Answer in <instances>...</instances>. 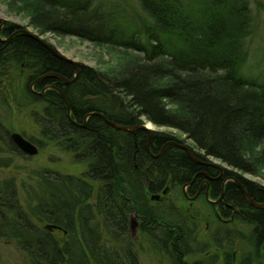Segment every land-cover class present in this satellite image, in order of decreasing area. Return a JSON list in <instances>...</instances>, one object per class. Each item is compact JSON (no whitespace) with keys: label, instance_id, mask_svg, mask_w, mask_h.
Segmentation results:
<instances>
[{"label":"trees","instance_id":"1","mask_svg":"<svg viewBox=\"0 0 264 264\" xmlns=\"http://www.w3.org/2000/svg\"><path fill=\"white\" fill-rule=\"evenodd\" d=\"M38 1L44 9L37 22L43 29L132 48L144 54V60L121 72L77 62L79 76L66 83L60 76L75 77L73 62L58 57L36 37L18 32L20 25L0 23V70H23L26 100L41 107L31 113L41 136L88 163L82 176L48 171L47 178L65 184L68 194L51 192L31 213L19 199L15 180L0 178V238L14 240L32 264H142L131 228L134 215L141 219V233L169 253L172 264H217L216 259L184 261L185 246L191 248L189 217L164 201L156 207L149 198L198 171V164L179 146L169 144L164 154L153 156L162 145L182 139L152 131L148 146L146 129L119 130L106 118L141 125L145 115L188 135L204 151L197 155L254 173L244 149L245 142L264 141V78L248 75L246 69L248 40L256 31L249 0H139L151 18L140 25L117 8L93 0ZM257 7L264 10V2L257 1ZM91 112L99 114L82 126ZM0 132L10 152L20 151L1 121ZM34 142L43 146L40 140ZM235 175L257 202H264L263 185ZM92 182L99 184L95 209L89 202ZM234 183L227 185V197L241 207L236 219L253 225L240 239L258 255L264 252V207L251 206ZM46 224L73 238L79 234L80 244L61 243ZM183 234L185 241L179 238ZM254 262L247 257L242 264Z\"/></svg>","mask_w":264,"mask_h":264},{"label":"rangeland","instance_id":"2","mask_svg":"<svg viewBox=\"0 0 264 264\" xmlns=\"http://www.w3.org/2000/svg\"><path fill=\"white\" fill-rule=\"evenodd\" d=\"M93 1L97 5L103 4L107 8H117L126 18L131 21L135 19L139 25L151 19L141 7L139 0ZM257 1L259 0H249L253 16L256 18V31L248 40L250 60L247 63L246 69L248 75L264 78V10H260L257 7ZM260 1L264 2V0ZM43 9L38 0H0V17L6 19L7 24L15 23L20 25L22 29L29 30L69 59L108 72L126 71L144 60V54L132 48L107 45L76 35H64L43 29L37 22V15ZM25 88L26 77L23 75L22 69L7 68L0 70L1 125L9 131L10 135L17 132L35 145V140H40L43 144V146L37 145L39 148L37 154L29 155L23 152L14 142L22 153L20 151L13 153L8 150V141L4 138L5 135L0 132V178L15 180L19 199L30 212L39 199L48 197L51 192L68 194L69 190L65 184L52 182L47 178L46 174L48 171L59 172L63 175L82 176L88 167V163L86 161L79 162L75 160L73 153L62 150L56 142L48 141L41 136L40 128L31 114L32 110H39L41 107L27 102ZM174 106L176 107L177 105L174 104ZM140 120L141 125L147 126L151 132L162 131L178 136L182 139L180 143L189 146L195 152L204 153L193 139H189L188 135L178 128L157 125L145 115L141 116ZM244 150L248 159L253 161L255 167V169L253 167L254 173L233 168L214 156H210L209 160L223 167L225 171L234 172L233 176L235 177V174H237L249 181L253 180L264 186V141L261 140L255 144L249 141L245 142ZM157 156L155 155L154 157ZM92 183L94 185V193L89 202L95 209L94 205L97 200V187L99 184L97 182ZM164 191L166 192L160 190L155 194H149L151 204L158 207L157 202H177L187 209V211L182 210L180 212L183 215L185 212H188L195 221L199 244L205 248L210 247L207 254H196L197 257L204 256L202 258L208 260V257L205 255L212 256L216 254L220 256L219 264H224L225 255L232 253V264H240L247 257H250L251 261H256L254 264H264V258H262L264 256L263 252L255 255L254 249L245 241L234 237H224L225 229L229 226L245 230L251 229L252 226L245 222H240L239 224L223 222V224H220L217 220L216 203L211 205V202L204 196H200L194 200L187 198L184 195L182 184H168ZM132 221L133 234L136 238L137 251L142 264H172L169 253L156 248L149 237L145 233H141V219H132ZM217 223L220 224L218 226H222L219 234H223V236L215 239L212 235V228ZM46 226L54 232L61 243L71 242L74 246H77L81 242L79 234L73 238L58 227L47 224ZM146 226L148 227L150 224ZM0 264L32 263L29 256L15 244L14 240L0 238ZM91 264H95L94 260H91Z\"/></svg>","mask_w":264,"mask_h":264},{"label":"flooded vegetation","instance_id":"3","mask_svg":"<svg viewBox=\"0 0 264 264\" xmlns=\"http://www.w3.org/2000/svg\"><path fill=\"white\" fill-rule=\"evenodd\" d=\"M166 144L162 145L160 151L159 152L157 151L158 153H152L153 156L159 154L160 152H162L160 155L164 154L166 149L169 146V145L165 146ZM164 146H165V149H163ZM195 155H196L197 159L199 160V162H196V164H198V171H196L192 175L191 179L189 178L188 181H184L183 183H181L183 185L184 191L186 192V194L184 193V195L191 200L197 199L200 196H204L211 202V205H214V203H216L217 214H218L217 220L219 221L220 224H223V222H230L233 224H239L240 222H242V223L245 222V221H242L240 219H236V215L237 214L239 215V213L241 212V207H239L238 205H235L234 202L228 201V200H232V199H228V197H227V190H228L227 185L229 183L235 182L234 185L238 188L239 193H241V195H243L244 200L247 201L251 206H254V205L251 204V202L247 199V197L243 193V190L239 186L238 182H240L243 185L244 189L247 191L248 196L250 198H252L254 200H255V198L249 194V192H248L247 188L244 186L243 182H241L238 178L233 176V174H231L230 172L225 171L223 169V167H221L220 165H218L214 162H211L209 160L210 157L207 159L205 157H201V156L197 155L196 153H195ZM230 191L231 190H229V192ZM163 192H164V189H163ZM258 203H262L263 204L262 207H264V202H258ZM164 204L166 206H169V207L173 206L172 208L177 209L178 211H182V210L187 211V209L183 208L182 205H179L177 202H171V203L165 202ZM256 208H258V207H256ZM184 215H187L189 217L187 220L188 226H186V228H188L189 231H191V235L189 236V241H187L188 243L190 242L191 248L185 246L184 251L186 254H184V256H183L184 261L194 262V261H199V260L208 261L209 259H216L217 264H219L220 256H218L216 254H213L212 256L205 255L206 257H208V260H204L202 258L204 256L197 257L196 254H207L208 251L210 250V247L205 248L199 244V242H198L199 238L197 236L195 221L188 214V212H185ZM220 224L217 223L216 226H218ZM246 224H248V223H246ZM248 225L252 226L251 229H253L252 224L249 223ZM215 227L212 228V231H213L212 235L215 239H218V238H220V236H223V234H219V232L222 229V226H218L217 228H215ZM251 229L245 230L243 228H238L235 226H229L227 229H225V234H224L225 236L224 237L225 238L234 237V238L241 240L240 238H241L242 232L243 231L247 232V231H250ZM160 235L163 236L162 234H160ZM179 238H181L182 241H185L187 236L185 234H183V235H180ZM246 243L249 244L248 242H246ZM219 245H221V244H219ZM179 246H180V244H179ZM198 248H203V251L202 252L199 251ZM229 255L230 254L225 255L224 264H227V256H229ZM231 256H230L232 258L231 262L233 263V254ZM262 258H264V256ZM260 260H258V261H260ZM242 261L240 264H242ZM254 263H252V264H254Z\"/></svg>","mask_w":264,"mask_h":264},{"label":"water","instance_id":"4","mask_svg":"<svg viewBox=\"0 0 264 264\" xmlns=\"http://www.w3.org/2000/svg\"><path fill=\"white\" fill-rule=\"evenodd\" d=\"M6 19L4 18H1L0 17V23H1V27L6 24ZM18 32H22V33H25L27 35H31V36H34L36 37L38 40H40L45 46H47L50 50H52L58 57H61V58H65L67 59L68 61H71L75 64L76 66V75L73 79L69 80L63 76H60L63 80H65L66 83H71L73 81H75L77 79V77L79 76V68L77 66V61H74L72 59H69L67 58L66 56H64L62 53H60L57 49H55L53 46H51L49 43H47L46 41H44L43 39H41L40 37H38L37 35L31 33L29 30L27 29H20L18 30ZM60 93L62 94L66 104H68L67 102V99H66V96L65 94L63 93V91L61 89H59ZM68 107V105H67ZM94 114H99L98 112H91L89 113L86 117H85V120H84V124L82 126H84L86 124V121L87 119L91 116V115H94ZM68 116L70 119H72L71 117V112H70V108L68 107ZM101 116L105 117L104 115L101 114ZM106 118V117H105ZM107 122L109 124H111L112 126H114L115 128L119 129V130H126V131H134L135 129H140V128H143V129H146L148 132H149V136L147 138V143H148V146H149V139H150V129L147 127V126H144V125H123V124H119L117 122H114V121H111V120H108L106 118ZM11 138L13 139V141L19 146V148L29 154V155H35L38 153L39 151V148L37 147V145H35L33 142H31L30 140L26 139L24 136H22L20 133H17V132H14L11 134ZM169 144H173V145H177L179 147H181L182 149L186 150L189 157L194 160L195 162H199V160L197 159L196 155H195V152L193 151L192 148H190L189 146L185 145V144H182V143H177L175 141H172V142H168L165 146L169 145ZM165 146L163 149H165ZM148 150L151 152L150 148L148 147ZM163 151V150H162ZM162 152H160L158 154V156L161 154ZM157 156V155H156ZM239 183V186L241 187V189L243 190V193L245 194V196L247 197V199L251 202V204H253L255 207H262L263 204L262 203H258L257 201H255L254 199L250 198L248 196V193L247 191L244 189L243 185ZM166 192V191H164ZM184 193L186 194V192L184 191ZM154 196H158V195H154ZM132 219L133 220H136L135 216L133 215L132 216ZM131 219V228H132V231H133V221Z\"/></svg>","mask_w":264,"mask_h":264}]
</instances>
